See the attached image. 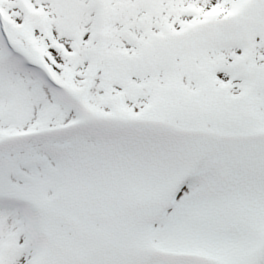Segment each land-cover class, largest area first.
Returning <instances> with one entry per match:
<instances>
[{
  "label": "snow or ice",
  "instance_id": "6c2138e0",
  "mask_svg": "<svg viewBox=\"0 0 264 264\" xmlns=\"http://www.w3.org/2000/svg\"><path fill=\"white\" fill-rule=\"evenodd\" d=\"M0 264H264V0H0Z\"/></svg>",
  "mask_w": 264,
  "mask_h": 264
}]
</instances>
